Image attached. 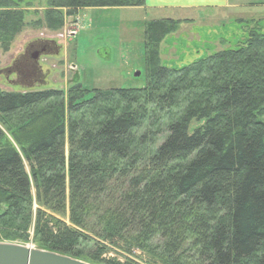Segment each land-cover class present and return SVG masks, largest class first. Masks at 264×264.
I'll use <instances>...</instances> for the list:
<instances>
[{
  "label": "trees",
  "instance_id": "obj_1",
  "mask_svg": "<svg viewBox=\"0 0 264 264\" xmlns=\"http://www.w3.org/2000/svg\"><path fill=\"white\" fill-rule=\"evenodd\" d=\"M20 2L0 0L5 50ZM44 4L35 24L57 30L81 8L145 0ZM186 20L146 21L141 88L0 87V240L94 264H264V32L162 64Z\"/></svg>",
  "mask_w": 264,
  "mask_h": 264
},
{
  "label": "rangeland",
  "instance_id": "obj_2",
  "mask_svg": "<svg viewBox=\"0 0 264 264\" xmlns=\"http://www.w3.org/2000/svg\"><path fill=\"white\" fill-rule=\"evenodd\" d=\"M44 2L21 0L26 24L6 50L0 46V87L5 90L59 88L67 91L75 81L86 89L141 88L146 84L143 32L146 21L152 19L187 18L160 43L162 64L174 67L236 47L250 26L259 24L264 32L263 10H258L252 21L237 24V18H231L226 10L201 8L171 12L123 7L83 11L81 8L76 15L66 16L60 29L51 30L35 24L45 9ZM38 41L46 42L47 48L31 49L30 44ZM36 50L37 76L18 77L13 65L20 60L26 63L25 55L29 62L34 61L32 54ZM20 69L26 71L24 66ZM259 118L264 121V113ZM105 256L123 260L114 250Z\"/></svg>",
  "mask_w": 264,
  "mask_h": 264
},
{
  "label": "crops",
  "instance_id": "obj_3",
  "mask_svg": "<svg viewBox=\"0 0 264 264\" xmlns=\"http://www.w3.org/2000/svg\"><path fill=\"white\" fill-rule=\"evenodd\" d=\"M123 8L166 10L171 12L194 11L201 8H211L215 11L226 10L230 13V17L237 18V24H240L238 19L254 18L258 10L264 11V2L260 0H145L144 6ZM90 9L99 8H82L81 11Z\"/></svg>",
  "mask_w": 264,
  "mask_h": 264
},
{
  "label": "water",
  "instance_id": "obj_4",
  "mask_svg": "<svg viewBox=\"0 0 264 264\" xmlns=\"http://www.w3.org/2000/svg\"><path fill=\"white\" fill-rule=\"evenodd\" d=\"M0 264H94L31 243L0 240Z\"/></svg>",
  "mask_w": 264,
  "mask_h": 264
},
{
  "label": "flooded vegetation",
  "instance_id": "obj_5",
  "mask_svg": "<svg viewBox=\"0 0 264 264\" xmlns=\"http://www.w3.org/2000/svg\"><path fill=\"white\" fill-rule=\"evenodd\" d=\"M31 46V49L32 48H35V49H39V50H44L45 48H47L48 44L46 42H43V41H38L36 43H33V44H30ZM30 50V49H29ZM27 50V52L29 51ZM34 52L32 54V57L35 59L34 61H30L29 62V59L27 58V55H25V59L27 60L26 63H23L22 61L23 60H20L18 62H16L13 66L14 68L16 69V73H17V76L18 77H22V78H27V79H30V78H35L38 74V70H37V59H38V54L37 51ZM25 67L26 71L25 70H22L20 69L21 67ZM29 67V68H28ZM32 78V79H33Z\"/></svg>",
  "mask_w": 264,
  "mask_h": 264
},
{
  "label": "built area",
  "instance_id": "obj_6",
  "mask_svg": "<svg viewBox=\"0 0 264 264\" xmlns=\"http://www.w3.org/2000/svg\"><path fill=\"white\" fill-rule=\"evenodd\" d=\"M73 33V32H72Z\"/></svg>",
  "mask_w": 264,
  "mask_h": 264
}]
</instances>
